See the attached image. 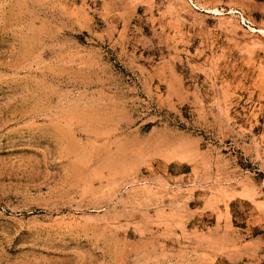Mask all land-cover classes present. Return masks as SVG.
Returning <instances> with one entry per match:
<instances>
[{"label":"rangeland","instance_id":"obj_1","mask_svg":"<svg viewBox=\"0 0 264 264\" xmlns=\"http://www.w3.org/2000/svg\"><path fill=\"white\" fill-rule=\"evenodd\" d=\"M0 264H264V0H0Z\"/></svg>","mask_w":264,"mask_h":264}]
</instances>
